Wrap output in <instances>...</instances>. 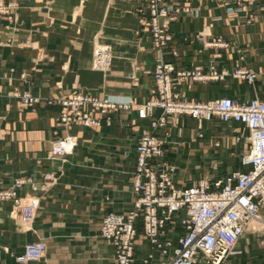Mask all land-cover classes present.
Listing matches in <instances>:
<instances>
[{"label": "crops", "instance_id": "crops-1", "mask_svg": "<svg viewBox=\"0 0 264 264\" xmlns=\"http://www.w3.org/2000/svg\"><path fill=\"white\" fill-rule=\"evenodd\" d=\"M8 1L17 8L13 20L0 18V190L10 188L17 179L28 182L18 190L16 199L0 201V264H22L16 257L27 243L35 241L45 242V257L27 264H118L114 246L101 235V224L107 213L124 214L133 207L136 144L150 128V121L162 114L157 109L145 120L137 112V106L154 98L152 73L157 54L151 49V37L145 30L137 34L141 24L133 13L134 3ZM179 2L195 13H182L168 24L173 40L164 50L166 62L175 64L178 71L200 67L205 73L211 67L230 73L247 67L264 77V0L227 6L217 0ZM230 8L238 12L229 14ZM98 35L116 53L107 73L93 70L92 49ZM217 39L228 47L206 46ZM132 74L135 82L130 80ZM13 91L42 99L67 98L81 91L99 98L112 96V100L129 98L133 105L107 115L88 108L101 127L75 124L65 128L58 123L60 106L41 103L28 108L10 95ZM174 91L188 100L229 96L246 101L241 94L252 93V88L230 75L223 81L191 80L175 86ZM176 120L169 117L168 124L155 134L165 143L164 159L177 168L174 180L178 188L190 187L206 177L221 178L248 170L242 157L249 146L245 141L236 142L238 134L244 132L243 125L222 123L217 118L203 121L205 135L200 138L199 123L185 130L180 118ZM221 125L228 137L224 133L220 136ZM67 135L77 137L74 152L65 160L48 159L53 142ZM235 149L241 153L240 169L225 161ZM214 164H218L217 170L211 169ZM27 197H38L41 204L31 230H25L20 220V202ZM179 219L176 216L167 226V237L174 247L185 232ZM237 251L235 256L243 257L248 247H238ZM150 254L149 264L167 261L139 231L134 264H145Z\"/></svg>", "mask_w": 264, "mask_h": 264}, {"label": "built area", "instance_id": "built-area-1", "mask_svg": "<svg viewBox=\"0 0 264 264\" xmlns=\"http://www.w3.org/2000/svg\"><path fill=\"white\" fill-rule=\"evenodd\" d=\"M122 1L135 4L133 13L140 18L141 24L137 34L147 31L151 37V49L157 54L152 75L154 98L138 109L139 116L144 119L156 109H162L164 115H187L200 123L213 118L223 123H239L243 125L244 132L238 134L236 142L245 141L250 145L242 157V164L248 170L221 178L206 177L190 187L178 188L174 180L177 168L164 159V142L152 134H143L136 146V165L132 174L136 200L127 213H109L103 218L102 236L114 246L118 264H134L139 229L152 248L167 257L163 264H224L230 256L238 254L239 240L250 223L253 220L264 223V101L251 99L237 102L230 98H217L201 103L180 98V94L174 91L175 86H182L191 80H224L230 76L228 71L219 72L215 67L207 76L201 68L178 71L175 64L165 62L164 50L173 40L168 24L180 14H193L195 10L179 0ZM217 1L227 6L252 0ZM16 8L14 2L0 0V18L13 20ZM236 12L238 10L234 8L228 10L229 14ZM206 46L226 48L228 44L217 39ZM235 73V77L245 74L239 70ZM18 96L29 107L43 100L48 105L57 103L61 107L59 122L65 128L75 124L101 127V121L93 117L88 108L107 115L111 111L129 110L133 105L131 101L120 102L78 91L58 100L33 97L28 93ZM107 121L110 125V118ZM165 124L163 116L154 125L162 127ZM77 144V137L71 135L55 142L50 158L62 159L72 154ZM212 167L217 170L218 164ZM24 183L18 180L9 191H1L0 200L16 199ZM21 208L24 224L31 226L36 219L39 201L28 199ZM176 216H180L185 232L178 237L174 247L173 241L167 237V226L174 222ZM45 251V243L28 244L19 260L24 263L40 261ZM152 258L150 254L145 264H149Z\"/></svg>", "mask_w": 264, "mask_h": 264}, {"label": "rangeland", "instance_id": "rangeland-1", "mask_svg": "<svg viewBox=\"0 0 264 264\" xmlns=\"http://www.w3.org/2000/svg\"><path fill=\"white\" fill-rule=\"evenodd\" d=\"M95 40H96V38H95ZM95 44V43H94ZM94 48V47H93ZM92 54H93V49H92ZM218 57H220V55H218ZM166 62V61H165ZM156 67V66H155ZM196 68H200V67H196ZM196 68H194L193 70H195ZM211 69H212V67L209 69V71L207 72V73H205L203 70H202V68H201V70H202V73L203 74H205L206 76L207 75H209L210 73H211ZM236 70H239V71H243L245 74L244 75H241V76H234V75H236ZM111 73V72H110ZM110 73H109V75H110ZM228 73H230V72H228ZM109 75H104L105 77H108ZM152 75H153V73H152ZM230 75H231V77L232 78H234V79H236L237 81H239L241 84H243V85H249V86H251V88H252V93L249 91V92H246V93H243V94H241V97H247L246 99L247 100H251V99H260V100H262V101H264V77L262 76V77H259V73H257L254 69H251V68H247V67H237L233 72H231L230 73ZM226 79V78H225ZM130 80H131V82H135V75L134 74H132L131 76H130ZM206 81H223V80H216V79H208V80H206ZM78 92H81V91H78ZM18 94H20V95H23V93H19V92H17V91H13L10 95L12 96V97H14V98H17V99H19L22 103H23V105L25 106V104H24V102H23V99H22V97L21 96H18ZM25 94V93H24ZM33 97H35V96H33ZM109 98H111V99H113V97L112 96H110ZM181 98V97H180ZM219 98H230V99H233V100H235V101H237V102H243V101H241L240 99H238V98H235V97H229V96H224V97H219ZM49 99H55V100H58V99H56V98H49ZM48 99V100H49ZM115 99V98H114ZM217 99V98H216ZM213 100H215V99H213ZM246 100V101H247ZM115 101H120V102H128V101H130V99L128 98V99H126V100H121V99H115ZM194 101H196V100H194ZM209 101H212V100H209ZM197 102H201V103H204V102H208V101H197ZM41 103H45L47 106H50V107H52V106H55V105H57V106H59L57 103H54L53 105H48V103L46 102V100H43ZM41 103H39L38 105H40ZM132 103V102H131ZM147 102H145V103H143V104H140L139 106H137V112H138V116H139V111H138V109L140 108V107H143V106H145V104H146ZM38 105H36V106H32V107H29V106H25V107H28V108H35V107H37ZM61 108V107H60ZM157 110V109H156ZM159 110H161V112H162V114L160 115V117L158 118V119H160L161 117H163L164 116V118L166 119V124H168L167 123V121H168V118L169 117H171V118H173V119H177L176 121L178 122V120H179V118H180V125L183 127V128H185V130H190V129H188L189 128V126L191 125H193V126H195V125H197L198 123H199V130H198V132H197V135L200 137V138H203L204 137V135H205V133H204V129H202V127H201V124H202V122L200 123V121L198 120V119H195V118H193V117H191V116H187V115H179V116H171V115H164V113H163V110L162 109H159ZM61 113V112H60ZM154 114V113H153ZM153 114L152 115H148L147 116V118H144L145 120L146 119H149L150 117H152L153 116ZM139 118L140 119H143V118H141L140 116H139ZM158 119L157 118H153L150 122H151V125H150V128H148V129H146V131H144L143 132V134H152V135H154L155 137H157L156 136V134L155 133H157L158 132V130L159 129H161V126H155L154 124L156 123V122H158ZM193 122V124H189L191 121ZM58 123H59V126H62L61 124H60V122H59V119H58ZM175 122H173V124H174ZM223 123V122H222ZM165 124V125H166ZM164 125V126H165ZM164 126H162V127H164ZM63 127V126H62ZM181 127V128H182ZM201 127V128H200ZM225 127L223 126V125H221V127H220V129H218V131H220V136L221 137H223V135L225 134V136L226 137H228L229 136V134L228 133H226V132H224V129ZM217 130V129H216ZM224 133V134H223ZM142 134V135H143ZM158 134V133H157ZM232 135H234L233 134V132L231 133ZM201 135H203V137H201ZM246 135H247V133H246ZM67 136H70V135H67ZM66 136V137H67ZM65 138V137H64ZM158 138V137H157ZM63 138H61V139H58V140H56V141H54L53 142V144L55 143V142H57V141H59V140H62ZM161 140V139H160ZM139 141V140H138ZM162 141V140H161ZM162 142H164V141H162ZM138 143V142H137ZM247 143V142H246ZM53 144H52V148H53ZM248 144V143H247ZM164 145H165V143H164ZM136 146H137V144H136ZM248 146H250L249 144H248ZM52 148H51V150H50V152H49V155H48V159H50V160H53V161H55V160H65L64 158L66 157H63L62 159H52V158H50V155H51V152H52ZM164 150H165V148H164ZM234 154V156H232ZM240 151L239 150H237V149H235L234 151H233V153L231 154V157L230 156H226V158H225V161L226 162H232V164L234 165V167L235 168H237V169H240ZM230 155V154H229ZM243 155V154H242ZM168 162V161H167ZM219 168V167H218ZM211 169H213V170H215L213 167L211 168ZM211 175H213V174H211ZM46 178H50V179H52V175H47V177ZM18 180H21V181H24L25 183H24V185L28 182V181H25L24 179H17V180H15V182L16 181H18ZM14 182V183H15ZM53 182H54V179H53ZM14 185V184H13ZM12 185V186H13ZM23 185V186H24ZM192 185H194V184H192ZM11 186V187H12ZM22 186V187H23ZM11 187L10 188H8V189H5V190H0V192L2 191V192H4V191H9L10 189H11ZM21 187V188H22ZM17 197H18V195H17ZM31 198H35V199H37L38 201H39V208H38V212H39V210H40V206H41V204H40V200H39V198L38 197H27V198H25V199H23V201L22 202H20V207H21V205H22V203H24L26 200H28V199H31ZM108 200V199H107ZM1 201V200H0ZM7 201V200H6ZM110 200H108V202H109ZM38 212H37V215H38ZM110 213H114V212H110ZM107 214H109V213H107ZM106 214V215H107ZM37 215H36V218H37ZM105 215V216H106ZM21 216H22V208H21ZM104 216V217H105ZM21 220V225H22V227L25 229V230H31L32 229V227H33V225H34V223H35V221H36V219H35V221H34V223L30 226H27L26 227V225L24 224V222H23V220H22V218L20 219ZM103 221V220H102ZM251 226V224L247 227V229L245 230V233L241 236V238H240V240H239V243H238V246H237V248L238 247H240V249H241V247H242V249H243V247H248V252L247 253H244L243 254V257H240V256H230L227 260H226V262L224 263V264H227L229 261H231V264H236V263H242V264H264V229L262 228V227H256V226H253V227H250ZM101 229H102V224H101ZM139 231H142L141 229H139ZM142 233H143V231H142ZM101 235H102V231H101ZM144 235V234H143ZM145 236V235H144ZM103 237V236H102ZM104 238V237H103ZM247 240H248V242H249V244L247 245ZM39 242H42V243H45V242H43V241H35V242H30V243H27L26 245H25V247L28 245V244H33V243H39ZM46 245V244H45ZM25 247H24V251H25ZM46 252V251H45ZM24 254V252L21 254V255H19L18 257H16V260H17V262L18 263H22V264H27V263H24V262H22V261H20L19 260V258H21L22 257V255ZM242 256V255H241ZM44 257H45V254H44ZM44 257L40 260V261H43V259H44ZM114 258H115V254H114ZM40 261H36V262H40ZM116 261V260H115ZM241 261V262H240Z\"/></svg>", "mask_w": 264, "mask_h": 264}, {"label": "bare ground", "instance_id": "bare-ground-1", "mask_svg": "<svg viewBox=\"0 0 264 264\" xmlns=\"http://www.w3.org/2000/svg\"><path fill=\"white\" fill-rule=\"evenodd\" d=\"M94 43L92 54L93 70L99 73H107L111 70L112 64L116 59L114 48L103 42L100 35H98ZM250 224V227L256 226L264 228V223L259 220H253Z\"/></svg>", "mask_w": 264, "mask_h": 264}]
</instances>
